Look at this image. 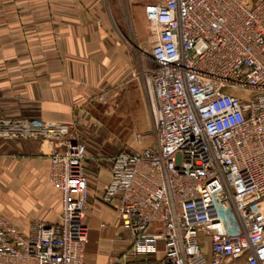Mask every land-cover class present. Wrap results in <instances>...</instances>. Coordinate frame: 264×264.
<instances>
[{
	"label": "built area",
	"instance_id": "1",
	"mask_svg": "<svg viewBox=\"0 0 264 264\" xmlns=\"http://www.w3.org/2000/svg\"><path fill=\"white\" fill-rule=\"evenodd\" d=\"M139 1L155 64L143 71L152 142L112 156L101 196L129 248L86 259L87 145L71 125L4 120L2 138L53 143L62 210L28 231L0 211V264H128L148 253L160 256L147 264H264V0Z\"/></svg>",
	"mask_w": 264,
	"mask_h": 264
},
{
	"label": "crops",
	"instance_id": "2",
	"mask_svg": "<svg viewBox=\"0 0 264 264\" xmlns=\"http://www.w3.org/2000/svg\"><path fill=\"white\" fill-rule=\"evenodd\" d=\"M118 1L0 0L1 69L24 81L23 91L29 92L30 101L34 99L29 106H38L40 117L72 124L75 137L80 136L78 125L87 126L99 118L101 97L113 84L120 88V107L128 100L136 114L137 109L140 113L149 109L143 78L132 75L128 79L132 72L129 51L113 28L117 24L110 20L122 19L118 14L125 7ZM118 31L122 33L121 28ZM53 150L50 141L0 138V211L23 231L34 220L47 224L60 220L61 192L49 180L48 155ZM105 157L86 162V259L93 263H107L130 246L116 208L101 197L112 178V161ZM53 193L59 199L56 205ZM107 227L114 231L116 237L111 240L115 245L94 250V231ZM159 256H130L128 264H147Z\"/></svg>",
	"mask_w": 264,
	"mask_h": 264
},
{
	"label": "rangeland",
	"instance_id": "3",
	"mask_svg": "<svg viewBox=\"0 0 264 264\" xmlns=\"http://www.w3.org/2000/svg\"><path fill=\"white\" fill-rule=\"evenodd\" d=\"M110 2L119 4L118 0H110ZM120 4L125 7L124 10L118 14V19L120 17L122 19L115 21V19L111 17L110 20L112 24L118 25V27L115 25L113 28H116V34L125 42L129 51L128 62L132 63V72L129 73L128 79L129 76L132 75L143 78V71L145 68L155 65L149 54L151 46L148 39L149 32L143 6L139 0H120ZM118 28L122 29V33H119ZM1 68L2 65H0V69ZM3 70L4 69H1V71ZM17 79L14 76L4 74V71L0 72V121L24 119L43 123L58 122L43 119L38 114V106H29L34 99L30 101L31 97H27L29 92L23 91L22 88L23 86L25 87L24 81L21 78L18 79V85ZM117 91H120L117 85H111L110 89L108 87L104 92L106 95L103 96L105 100L101 97L102 102L99 108V118L92 120L87 126H77V132L80 133V136L76 138L85 142L87 145L88 159L86 162L93 161V159H103L105 156L111 159L112 156L116 155L121 150L139 149L147 143L152 142V136H149L152 132V118L149 109L145 108L141 111L142 113L137 109L138 114H136L132 110V106L128 100L120 107V95ZM32 104L36 103L33 102ZM29 112L31 115L28 114ZM70 125L74 131L73 125ZM137 133L146 134L145 136L148 135V137L138 140L136 139ZM48 158L50 161L49 155ZM50 174L51 162L49 180ZM56 189L58 190L57 187ZM57 199L56 194L53 193L52 203L54 205H56ZM51 204L49 205L50 207L53 206ZM94 236L96 241L93 244L94 250L105 251L115 245L111 238L116 236L114 235L113 229L109 227L103 231L97 229L94 231Z\"/></svg>",
	"mask_w": 264,
	"mask_h": 264
}]
</instances>
